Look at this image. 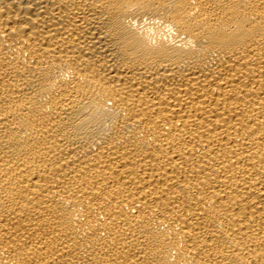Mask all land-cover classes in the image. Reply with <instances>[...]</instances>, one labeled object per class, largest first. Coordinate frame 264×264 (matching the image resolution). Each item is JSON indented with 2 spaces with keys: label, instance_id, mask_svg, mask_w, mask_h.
<instances>
[{
  "label": "bare ground",
  "instance_id": "bare-ground-1",
  "mask_svg": "<svg viewBox=\"0 0 264 264\" xmlns=\"http://www.w3.org/2000/svg\"><path fill=\"white\" fill-rule=\"evenodd\" d=\"M0 264H264V0H0Z\"/></svg>",
  "mask_w": 264,
  "mask_h": 264
}]
</instances>
